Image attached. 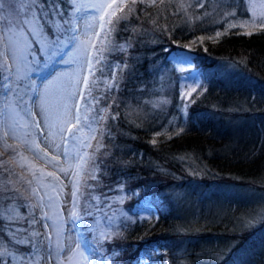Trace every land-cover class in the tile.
<instances>
[{"label": "trees", "instance_id": "16d2710c", "mask_svg": "<svg viewBox=\"0 0 264 264\" xmlns=\"http://www.w3.org/2000/svg\"><path fill=\"white\" fill-rule=\"evenodd\" d=\"M157 4L119 0L106 18L112 23L91 41L104 84L102 90L95 84L99 103L90 110L92 120L88 116L84 122L96 129V138L91 147H86L88 140L80 146L95 159L71 183L79 181L78 237L87 243L95 239L92 219L98 218L110 239L99 238L101 260L95 264H264V216L251 226L235 222L238 213L255 209L250 196L239 195L231 204L219 200L212 220L196 218L201 190L230 183L251 187L249 194L264 191V127L256 122L247 132L242 124L264 113V31L232 32L194 49L202 92L187 108L185 130L153 145L151 134L182 105L181 72L168 54L180 47L177 42L211 32L229 17L247 15L244 0ZM65 7L67 15L70 7ZM47 26L56 33L52 24ZM121 45L126 47L121 50ZM113 72L116 86L108 89ZM101 109L108 110L107 119H94L104 114ZM97 141L104 147L97 150ZM5 154L4 160L13 157ZM92 174L95 179L89 178ZM7 178L0 168V187ZM13 195L0 197V262L5 259L0 264H13L31 250L17 241L32 240V213L23 196ZM215 195L220 197L217 192L207 197ZM144 196L151 197L156 215L140 220L131 210Z\"/></svg>", "mask_w": 264, "mask_h": 264}, {"label": "rangeland", "instance_id": "374dc122", "mask_svg": "<svg viewBox=\"0 0 264 264\" xmlns=\"http://www.w3.org/2000/svg\"><path fill=\"white\" fill-rule=\"evenodd\" d=\"M23 2L24 0H18L17 7L19 8L20 4ZM81 2L88 4L97 2V0H81ZM118 2L119 0H104V3L113 5L106 10L105 20L103 21L104 24L107 23V15L115 8ZM244 3L247 9V15L229 17L224 21L222 26L211 32L200 33L195 37L177 42L180 47L169 53L168 58L172 65L177 71L181 72L178 90L179 98L182 99V105L178 113L170 116L159 130L151 134L150 141H152L153 138H155L157 142L163 139L167 140L169 139L168 137L174 136L175 133L180 132L181 129L185 130L187 108L194 100V97L202 92L201 84L203 77L201 69L194 65V49L197 48L198 45L205 47L208 44L216 43L224 35L218 40L209 39V37H215L218 32L224 33L230 24L250 21L254 14L257 20H259L262 14H264V0H244ZM211 4L212 6L209 7V11L213 12L212 10L215 7V3ZM70 13L71 8H69V13L65 15V18L74 19L76 22L75 33L50 32L45 20L42 17H37L39 25H45L46 27L45 29L43 28V32L40 35H35L34 32L30 30L34 28L32 23H16L9 25L12 27V32L8 34L12 41L10 45L11 50L3 44H0V51H3L8 57L7 63L9 65L7 71L1 72V77H7V80L2 79L1 84L7 83L12 89L5 94V90L0 88V135H2L3 131L11 132V129L8 127V125H11L16 129L19 139H14L10 134L7 137L8 144H19L21 140L30 142L33 139L39 144L38 151H29L27 146L18 149L26 159L17 157L16 164L10 168L9 172H6L8 174L7 180L11 179L16 183L19 194L23 196L30 213H32V216L29 218L32 233L46 232L51 235L53 241L57 239V229L61 230L63 236H71L73 241L77 239L80 240L77 227L74 225V219L69 217V212L72 210L73 206L71 183L74 178L76 160L84 154L80 146L85 142L87 143L85 137H89L91 133L88 127L90 124L87 125L84 124V122L91 119L89 113L97 100V96L94 95V86L96 84L99 86V89L102 90L104 84L103 79L99 82L100 78L97 73L99 67V63H96L99 61L98 55L94 58L90 47L95 34L103 32L105 29V27L103 29L100 27L101 21L98 19V17L104 13L98 12L93 8H84L82 11L75 13L74 16H71ZM93 17H97V20L94 21ZM20 19L31 20L32 13H29L28 16L21 15ZM9 20L15 21V15H10ZM57 21L61 22L62 20L59 17ZM48 25L51 27L50 23H48ZM89 25H91V27ZM65 27L67 26L65 25ZM0 30H4L3 24H0ZM246 31H252V29L237 27L229 30L227 34L232 32L243 33ZM73 35L75 36V40L71 39ZM57 37L62 44L63 50L58 52L53 60L49 61L48 57L50 52L43 51L42 49L46 41H55ZM44 38H46V41ZM200 38H204L203 42H200ZM89 59H91L94 64L93 74H89ZM2 60L3 57H0V61ZM64 61H68V63ZM57 73H62L63 75L49 85L48 81L52 80V77ZM86 75L89 76L90 81L88 88H85L82 79ZM18 77L23 78L18 79ZM92 81L95 83H92ZM33 84L36 85L39 92H44L45 85H48L46 89L47 113H42L40 107L37 106L39 103V92L33 91ZM81 89H84L83 98L79 94ZM193 89H195V91H193ZM89 90L91 93L90 95L88 94ZM66 91H76L77 93L76 96L71 98L70 103L73 105L79 103L80 105L79 112L81 123L78 127L82 129V131L77 130L75 118L76 109L73 108L72 118L64 125V133L61 134L58 132L54 141L51 144H46L39 130L34 128V123L39 122L41 128H43L44 116L49 115L50 118L55 116L57 109L63 103V96L66 94ZM18 93H22L23 95H18ZM188 93H191V95L189 96ZM22 100L27 101V103H22ZM6 103L10 104L11 108H6ZM25 109H30L34 115L29 116L25 112ZM246 120L248 121L242 123L244 131H250L251 127L256 126V122H258L259 126L264 127V113L251 116ZM21 124H27L28 127H21ZM69 127L73 128V133L71 134L68 132ZM45 132H47V130H45ZM158 132L162 133V135L157 136L156 133ZM73 136L76 138L73 139ZM64 139H67V144L63 142ZM57 144L60 145L59 148L56 147ZM65 149H68L69 152L67 158L64 155ZM3 151V141H0V152ZM5 153L3 157L7 155ZM8 153L12 156L14 155L12 150H9ZM11 159L12 157L7 156V160ZM61 168L67 169V173L60 171ZM49 173H51V175H48ZM33 189H35V194H33ZM249 189H251L249 186L245 187L237 184L224 183L212 186L206 191L201 190L199 192L198 213L196 214V218L201 217L202 220L206 221L212 220V216L219 209V204L217 203L219 200L224 204H231L230 202H234V200L239 198L237 196L246 195V199L250 196L251 201L256 204L255 209L249 211L243 210L238 213L234 216L237 217L235 222H238L237 225L239 227L255 225L264 216V191L259 192L255 189L249 194ZM216 192L220 193L221 199L217 195H215L214 198H210L213 197ZM208 194H210V197H207ZM120 197L121 195L118 196V201H121ZM150 198L149 196L140 197L139 200L133 203L131 211L137 213L135 216L138 219L141 220L144 217L151 218L155 216V210ZM200 210L202 211L201 215H199ZM44 213H47L48 216L47 218L41 219ZM32 220H36L37 223H32ZM125 220H127L126 217ZM100 224L98 218L94 216L92 219V229L95 239H89V243L80 240L81 249L84 251L85 255L89 257L91 264H95L97 261L101 260L102 249L99 238H102L104 230ZM44 225H48V228L45 229ZM72 247H75V243H73ZM89 249L98 250L92 252ZM68 254L69 252L66 249L60 253V256L63 258ZM4 262L5 259L1 260L0 263ZM41 264H44L43 260Z\"/></svg>", "mask_w": 264, "mask_h": 264}, {"label": "snow or ice", "instance_id": "6c2138e0", "mask_svg": "<svg viewBox=\"0 0 264 264\" xmlns=\"http://www.w3.org/2000/svg\"><path fill=\"white\" fill-rule=\"evenodd\" d=\"M17 2L18 0H0V24L4 25V30H0V44H3L5 47H8L10 49V45L12 44L11 39L9 38V33L12 32V27L9 25L12 24H28L32 23L34 25L33 29H30L31 31L34 32L35 35H40L43 32V26L39 25V20L37 17H42L46 23H50L53 26V29L55 32H72L75 33L76 31V22L74 19L71 18H65L66 15V5L71 8V16H74L75 13L82 11L84 8H93L96 9L98 12L104 13L101 14L98 19L101 21L100 27L103 29L105 27V24L103 21L105 20V14L106 10L111 8L113 5L112 4H106L104 3V0H97V2L93 3H88L84 4L81 2V0H24L23 3L20 4L19 8L17 7ZM138 2V0H131L132 5H135ZM149 6H156L158 7L159 5L157 4V0H147ZM165 0H159L160 4H163ZM171 2V0H169ZM139 3H146V0H139ZM203 7L204 5L201 3L200 5ZM134 9L129 8L128 11L132 12ZM29 13H32V19L27 20V19H20V16H28ZM10 15H15L16 20L11 21L9 20ZM115 15V13H113ZM53 16V17H60L63 23L57 20H49L48 17ZM126 17L121 16L118 19H124ZM93 20H97V17H93ZM108 24L112 23L111 17L108 18L107 20ZM65 25L67 27H65ZM91 27V25H89ZM251 28L252 31H246L241 34L244 35H252L256 31H264V14H262V17L257 20V17L255 14L252 16L250 21H243L239 24H230L228 26V29L225 30L224 33H216L215 37H209V39L213 40H218L222 35H226L229 30L232 28ZM99 35V33H97ZM46 41V38H44ZM72 40H75V36L73 35L71 37ZM204 38H200V42H203ZM84 43V42H82ZM103 43V41L101 42ZM51 46V47H50ZM130 46V45H128ZM126 46L121 45L120 48L123 50ZM43 51L50 52V55L48 57V60L51 61L55 58L58 52L63 50L62 44L59 41V38L57 37V40L55 41H46L44 48L42 49ZM0 57H3V60L0 61V72L7 71L9 65L7 63L8 57L5 55L3 51H0ZM59 62V61H57ZM65 63H68V61H64ZM96 63H99L97 61ZM127 65H125L126 67ZM119 71H123L122 68H119L117 66ZM88 69H89V74L94 73V64L92 63V60L89 59L88 61ZM31 70V69H30ZM51 74V73H49ZM63 74L62 73H57L55 76L52 77V80L48 81V84H52L54 81L59 79ZM23 77H18V79H22ZM0 79L7 80V77H0ZM83 83L85 88H88L89 86V76H84L83 78ZM79 82V81H77ZM117 82V77L115 72L112 73V81L111 82H106V86L108 89H111L112 87L116 86ZM92 83H95L92 81ZM48 85H45V91L44 92H39L38 88L36 87L35 84L32 85L33 91H38L39 92V103L38 107H40L42 113H47L48 109L46 107V89ZM0 88H3L5 90V94H7L8 91H11L12 89L10 88L9 84L4 83L0 84ZM195 91V89H193ZM80 96L83 98L84 97V89L80 90ZM89 95L90 90H89ZM18 95H23L22 93H18ZM77 93L76 91H66V94L63 96V103L62 105L57 109L56 114L54 117L50 118L49 115L44 116V125L43 128H41V125L39 122L34 123V128L36 130H39L40 135L44 137V142L46 144H51L54 141L55 136L57 133H64V125L67 123L71 118H72V109H76V125H77V130L82 131L78 126L81 123L80 120V112L79 108L80 105L79 103L73 105L70 103V100L73 96H76ZM190 96L191 93H188ZM22 103H27V101H21ZM95 103H99L98 100L95 101ZM6 108H11V105L6 103L5 104ZM25 112L29 116H33L34 114L31 112L30 109H25ZM100 112L104 113L103 115H100L98 117H93L94 119L97 120H106L107 119V109H101ZM119 115V113H117ZM116 117L113 116L112 119H115ZM21 127H28L27 124H21ZM8 127L11 129V132L9 131H3L2 135H0V141H3V152H0V168H3L4 172H9L10 168L13 167L17 160V157H20V159H26L23 157L22 153L18 150L20 147L27 146L29 151H38L39 150V144L36 143L35 139L32 141H27V140H21L19 144H8L7 143V137L11 134V136L14 139H19L17 131L14 127L11 125H8ZM89 129L91 130V137H85L86 140H88V143L86 144V147H91V140L96 138V129L92 128L91 125H88ZM47 130V132H45ZM183 129L180 130L182 132ZM68 132L71 134L73 133V128L69 127ZM180 132L175 133V135H179ZM103 135V130H101V136ZM157 136L162 135V133H156ZM73 139L76 137L73 136ZM169 139L171 137H168ZM63 142L67 144V139H64ZM83 142V141H82ZM153 145L157 143L156 139L153 138L151 141ZM57 148L60 147V145H56ZM97 150L100 148H103V144H101L99 141H97ZM9 150H12L14 153L13 157L11 160H4L2 157L4 156L5 152H8ZM46 155V154H45ZM64 155L67 158L69 156L68 149L64 150ZM54 159V158H53ZM95 155L94 154H89V153H84L82 156L79 157V161L76 165L77 171L74 173L77 177L80 176L82 170L84 169L85 165L88 164L89 160H94ZM51 162V161H50ZM60 171L67 173V169L61 168ZM95 169H93V172ZM48 175H51L49 173ZM91 179H95V175L92 174L90 175ZM30 183V182H29ZM3 187H0V197H4L5 199H13L14 195L13 194H18L19 189L16 187V183L12 181L11 179L7 180L4 182ZM10 186V187H9ZM73 192H72V210L69 212V217L72 219H78L79 213H78V208L77 205L79 203L78 201V195L77 193L79 192V181L77 180L76 182H73ZM33 194H35V189H33ZM42 207V205H41ZM48 214L44 213L41 219L47 218ZM32 223H37L36 220H32ZM44 228L47 229L48 225H44ZM32 240H23V241H17L18 243H24V244H29L30 245V251H28V254L26 256H21L18 257L13 264H41V261H44V264H91L89 261V257L85 255L84 251L81 249V241L79 239L73 241V238L71 236H63L61 233L60 229H57V239L55 241L52 240L51 235L48 233H41V232H33L31 233ZM103 239H110L109 236L103 235ZM73 243H75V247H72ZM69 252V254L63 258H61L60 253L65 251ZM92 252L97 251L98 249H89ZM6 251V250H5Z\"/></svg>", "mask_w": 264, "mask_h": 264}]
</instances>
